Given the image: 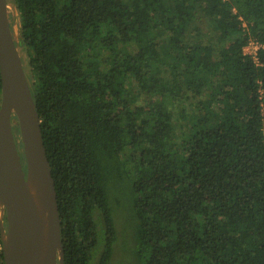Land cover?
<instances>
[{
    "label": "trees",
    "instance_id": "trees-1",
    "mask_svg": "<svg viewBox=\"0 0 264 264\" xmlns=\"http://www.w3.org/2000/svg\"><path fill=\"white\" fill-rule=\"evenodd\" d=\"M8 1L65 264H264V0Z\"/></svg>",
    "mask_w": 264,
    "mask_h": 264
},
{
    "label": "water",
    "instance_id": "water-1",
    "mask_svg": "<svg viewBox=\"0 0 264 264\" xmlns=\"http://www.w3.org/2000/svg\"><path fill=\"white\" fill-rule=\"evenodd\" d=\"M9 8L8 0H0V210L6 213V227L0 222L5 264H65L55 179Z\"/></svg>",
    "mask_w": 264,
    "mask_h": 264
},
{
    "label": "rangeland",
    "instance_id": "rangeland-1",
    "mask_svg": "<svg viewBox=\"0 0 264 264\" xmlns=\"http://www.w3.org/2000/svg\"><path fill=\"white\" fill-rule=\"evenodd\" d=\"M9 5H10L9 9H10L11 23L13 24V27H14L15 36L18 37L19 31H20L19 14H18V11H17L14 3L9 2ZM250 43L248 44L249 45L248 53L254 55V53L257 52V48H256V46L254 47ZM13 125H14V130H15L16 136H17L20 151L23 154V145H22V140H21V135H20V130H19V124H18V120L16 117L13 118ZM0 219L2 220V224H4V226L6 227V224H7L6 213L5 212L2 213L1 210H0ZM120 230H121L120 239H119V242H118L117 247H116V257L114 259L113 264H117L118 262H120L122 260L124 261V260H126V258L132 259V256L131 255L129 256L126 253L127 247H129V245L132 244V242H131L132 240H131V237L129 235V232H125L123 223H120ZM1 235H2V230H1V222H0V237H1Z\"/></svg>",
    "mask_w": 264,
    "mask_h": 264
},
{
    "label": "built area",
    "instance_id": "built-area-1",
    "mask_svg": "<svg viewBox=\"0 0 264 264\" xmlns=\"http://www.w3.org/2000/svg\"><path fill=\"white\" fill-rule=\"evenodd\" d=\"M250 44L253 45L254 47L256 46L257 51H258V49L260 48V44L257 43V42H251ZM248 50H249V45L245 47V52L248 53ZM248 54H249V53H248ZM256 54H257V52L254 53V56H256ZM251 55H252V54H251Z\"/></svg>",
    "mask_w": 264,
    "mask_h": 264
},
{
    "label": "bare ground",
    "instance_id": "bare-ground-1",
    "mask_svg": "<svg viewBox=\"0 0 264 264\" xmlns=\"http://www.w3.org/2000/svg\"><path fill=\"white\" fill-rule=\"evenodd\" d=\"M29 185L32 188L33 193L35 194V188H34L35 186H34V182L32 179H29Z\"/></svg>",
    "mask_w": 264,
    "mask_h": 264
}]
</instances>
